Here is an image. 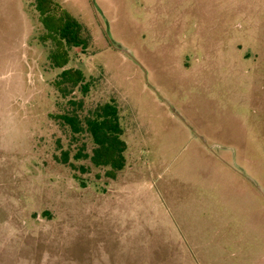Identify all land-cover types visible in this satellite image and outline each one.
<instances>
[{"label": "rangeland", "instance_id": "obj_1", "mask_svg": "<svg viewBox=\"0 0 264 264\" xmlns=\"http://www.w3.org/2000/svg\"><path fill=\"white\" fill-rule=\"evenodd\" d=\"M110 100L112 177L61 118ZM0 264H264V0H0Z\"/></svg>", "mask_w": 264, "mask_h": 264}, {"label": "trees", "instance_id": "obj_2", "mask_svg": "<svg viewBox=\"0 0 264 264\" xmlns=\"http://www.w3.org/2000/svg\"><path fill=\"white\" fill-rule=\"evenodd\" d=\"M50 0H35L36 7L49 3ZM55 6V5H54ZM59 13L54 28V52L61 61H53L54 66L63 67L67 62V51L78 47L84 50L88 46V38L83 34V25L60 6H55ZM57 89L64 95L78 87L82 94L89 89V82L78 68H63L54 81ZM62 121L70 128L73 136L88 135L92 142L91 153L79 150L74 154L76 159L89 157L96 167H108L107 174L111 177L125 165L124 151L126 143L121 138L123 129L119 123L117 105L113 100L97 105L88 114H63ZM66 159V158H63Z\"/></svg>", "mask_w": 264, "mask_h": 264}]
</instances>
